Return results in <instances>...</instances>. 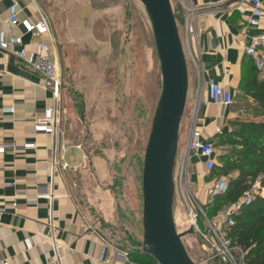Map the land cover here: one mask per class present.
I'll return each instance as SVG.
<instances>
[{"label":"crops","instance_id":"crops-1","mask_svg":"<svg viewBox=\"0 0 264 264\" xmlns=\"http://www.w3.org/2000/svg\"><path fill=\"white\" fill-rule=\"evenodd\" d=\"M260 1L264 10V0ZM13 3L18 4L21 19L36 23L43 14L34 0H0V33L6 37H21L24 46L29 48L37 39L25 35L21 28L10 29L7 25L9 7ZM179 7L176 13L179 20L176 18V21L182 27L190 17L188 9L191 7L194 12L200 50L197 63H187V105L192 108L200 95L206 98L208 79L233 96V105L229 108L208 104L199 110L198 126L214 142L218 124L222 134H226L232 131V122L251 118L242 117L244 105H254L252 99L244 95L243 88L254 80H264V76L255 72L252 61L245 56V48L251 35L264 33V16L259 28H249L251 8L248 0H180ZM88 15L81 9L71 20L79 36L85 31ZM92 17L96 19L95 14ZM50 28L54 53L61 68L51 24ZM43 41L50 43L47 38ZM52 106L51 95L44 89L40 76L14 57L0 53V148H5L0 154V210L3 211L0 215V259L9 264H97L102 246L100 238L105 240L101 221L90 218L73 194L74 187H78L77 183L82 187L87 175L85 155L81 148L68 144L62 134L54 141L50 136L34 132V122ZM189 129L190 121L186 125L184 143ZM25 144H36V148L24 150ZM53 153L57 161L54 170ZM91 164L98 174L101 173L100 161L94 159ZM72 175L77 176V183L70 178ZM190 175L197 185L201 204L205 205L207 200V205L212 185L203 190L207 175L204 160L195 157L191 160ZM51 187L53 198L50 202L48 191ZM104 211L96 208L95 213L102 217ZM50 212L53 230L48 226Z\"/></svg>","mask_w":264,"mask_h":264},{"label":"rangeland","instance_id":"rangeland-1","mask_svg":"<svg viewBox=\"0 0 264 264\" xmlns=\"http://www.w3.org/2000/svg\"><path fill=\"white\" fill-rule=\"evenodd\" d=\"M34 1L49 19L57 39L56 54L65 86L60 132L68 144L81 148L85 155L87 175L83 188L77 176L70 177L78 185L73 189L76 201L90 218L101 221L102 235L113 247L129 250L136 243L142 246V168L161 92L159 61L147 14L137 0ZM171 3L177 13L180 0ZM81 9L89 15L85 31L79 36L71 20ZM175 16L179 20V15ZM178 29L181 36L183 27L179 22ZM246 105L242 117L254 115L255 105ZM190 113L191 106L187 105L179 132L176 178ZM224 142L218 136L214 139L217 156L230 150ZM94 159L101 162L100 175L91 164ZM190 181L192 189L186 199L193 208L199 232L185 235L183 246L195 264H218L207 241L211 237L209 228L196 205L207 215V200L201 204L191 175ZM214 181L207 174L203 190ZM96 208L105 210L102 217L95 213ZM173 217L178 234H185L189 230V212L179 193L175 194Z\"/></svg>","mask_w":264,"mask_h":264},{"label":"built area","instance_id":"built-area-1","mask_svg":"<svg viewBox=\"0 0 264 264\" xmlns=\"http://www.w3.org/2000/svg\"><path fill=\"white\" fill-rule=\"evenodd\" d=\"M248 2L251 8V16L247 24L249 28L257 29L264 16L262 2L260 0H248ZM188 12L190 17L185 19L183 36L181 35L180 37L187 63H197L200 50L198 46V36L195 31V15L191 7L188 9ZM8 14L7 25L10 29L21 28L25 35L37 39V42H35L33 46L26 48L21 37H6L5 34L0 33V53L14 57L42 79L44 89L51 95L53 106L45 109L43 117L34 122L33 128L35 133L50 136L55 141L61 134V102L64 86L61 68L54 53V40L49 19L44 15H42L40 20L36 23L30 22L28 19H21L17 3H13L9 7ZM44 38L49 39L50 43H45L43 41ZM245 56L252 61L256 71L264 76V33L253 34L249 37L248 45L245 48ZM205 86L206 98L202 95L198 96L191 108L190 129L184 143L183 160L179 168L178 177H174L175 194L179 193L183 197L188 208V229H193L196 232H199L198 222L193 213L192 206H190L188 199H186V194H190L192 189L190 181V162L194 157L204 160L205 172L207 174H210L217 165L214 144L211 142L210 137L204 134L203 129L198 126L199 110L201 107H205L208 104H217L223 108H229L233 105L232 94L218 85L214 80L208 79ZM6 111L12 112L13 110ZM214 134L216 136L222 134L220 124L215 127ZM35 148L36 144H25L23 146L24 150H33ZM4 152L5 148H0V154ZM53 154L52 170H54L57 165V163H55L57 162L55 153ZM63 155L64 148L62 147L61 156ZM64 166L63 164V167ZM5 186L11 187L12 184H6ZM227 190L228 184L225 178L214 181L209 190L207 205L211 206L213 199L216 196L224 195ZM48 192V198L51 202L53 198L52 187L51 189L49 188ZM191 198L196 202L192 195ZM257 198L264 200V187L262 186L261 177L254 180L251 188L246 191L237 202L222 209L211 221L207 219L201 207L196 203L209 228L211 237L209 236L210 240L207 241L211 245L213 259H215L218 264H245L244 252L240 247L232 245L227 237V231L234 226V217L238 215L243 208L250 207ZM13 207H15V205H13ZM2 213L3 211L0 210V215ZM48 226L50 230H53V217L51 212ZM100 240L102 246L96 258L97 264H138L131 261L126 251L113 247L102 238H100ZM54 248L57 250L56 246H54ZM0 264L9 263L0 259Z\"/></svg>","mask_w":264,"mask_h":264},{"label":"water","instance_id":"water-1","mask_svg":"<svg viewBox=\"0 0 264 264\" xmlns=\"http://www.w3.org/2000/svg\"><path fill=\"white\" fill-rule=\"evenodd\" d=\"M155 41L161 92L152 120L142 168V253L157 264H195L176 231L174 173L179 132L187 105L188 67L171 0H137Z\"/></svg>","mask_w":264,"mask_h":264},{"label":"trees","instance_id":"trees-1","mask_svg":"<svg viewBox=\"0 0 264 264\" xmlns=\"http://www.w3.org/2000/svg\"><path fill=\"white\" fill-rule=\"evenodd\" d=\"M243 92L255 105L252 110L254 115L232 122L230 133L218 135V138L224 139L223 145L230 147V150L217 156L219 163L210 176L215 181L226 178L228 190L224 195L216 196L211 206H204L209 221L222 209L237 202L251 188L256 178H262L264 187V80H254L243 88ZM233 220L234 226L227 231V237L232 245L240 247L244 252V263L264 264V200L257 198ZM142 249L143 246L136 243L133 248L124 251L133 262L154 264L152 259L142 253Z\"/></svg>","mask_w":264,"mask_h":264}]
</instances>
